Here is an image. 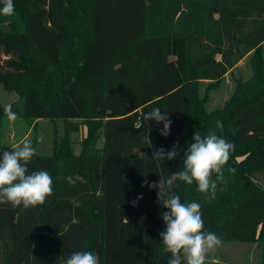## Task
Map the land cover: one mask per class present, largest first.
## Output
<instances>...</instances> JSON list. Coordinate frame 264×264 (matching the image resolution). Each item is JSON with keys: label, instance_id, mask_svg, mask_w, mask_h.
<instances>
[{"label": "trees", "instance_id": "16d2710c", "mask_svg": "<svg viewBox=\"0 0 264 264\" xmlns=\"http://www.w3.org/2000/svg\"><path fill=\"white\" fill-rule=\"evenodd\" d=\"M14 5V15L0 14V82L19 95L9 107L33 121L32 130L39 119L65 126L52 152L28 163L29 174L51 175L53 194L27 209L0 204V264H64L77 251L97 254L100 264H168L160 233L161 213L170 210L158 188L141 185L180 171L195 131L235 145L225 182L210 202L195 181L178 180L172 192L202 205L205 231L260 244L264 264V0ZM248 54L251 75L236 78L226 101L208 109L210 92ZM157 107L173 121L168 136L162 122L143 119ZM5 109L0 104V116ZM81 122L87 134L76 152L70 133ZM174 145V160L153 159L154 149Z\"/></svg>", "mask_w": 264, "mask_h": 264}, {"label": "clouds", "instance_id": "9594fccd", "mask_svg": "<svg viewBox=\"0 0 264 264\" xmlns=\"http://www.w3.org/2000/svg\"><path fill=\"white\" fill-rule=\"evenodd\" d=\"M0 14L14 15V0H3ZM5 112L9 120L15 121L17 114L10 107ZM143 119L162 122L161 135L170 134L173 121L169 118L168 111L162 113L159 107L153 108L144 113ZM216 127L222 131L223 121L217 120ZM39 140H43V137ZM20 145L22 146L12 148L14 151H3L0 154V204L11 203L13 207L22 205L27 209L43 205L53 194V179L46 170L28 173V163L37 155V149L30 139L21 140ZM234 151L235 145L216 132L209 131L202 137L195 131L193 142L184 153L183 168L171 173L169 177H161L158 182L145 180L141 185L158 188V201L163 208L170 210L161 213L166 228L160 233L162 244L171 253L168 264H205L208 253L221 246L220 237L204 230L202 205L197 202H182L180 195L174 194L172 189L178 180L188 185L195 181L197 190L206 193L209 202L214 200L218 184L225 182L224 168ZM179 155L177 146L174 145L170 151L154 149L152 157L155 160H174ZM228 171L234 174L236 169L229 168ZM65 179L69 184L75 182L71 176ZM142 198V194L138 196L132 202L133 206ZM64 264H100V259L90 251H77Z\"/></svg>", "mask_w": 264, "mask_h": 264}, {"label": "rangeland", "instance_id": "374dc122", "mask_svg": "<svg viewBox=\"0 0 264 264\" xmlns=\"http://www.w3.org/2000/svg\"><path fill=\"white\" fill-rule=\"evenodd\" d=\"M264 49V44H263ZM251 54L246 55L232 70L226 73L223 82L218 88L210 92L208 109L220 107L231 95L235 87L236 78H246L251 75L252 67L250 63ZM19 95L15 91L7 90L0 82V104L8 108L16 101ZM33 121L17 116L15 121L9 120L8 116H0V154L3 151H14L20 145V140L28 132L26 139H36V149L38 154H49L53 149L55 136L60 140L64 133L65 123L58 119L35 120L33 130L31 127ZM87 134V126L80 123L79 129L70 133V139L74 150L79 152L84 137ZM43 137V140H39ZM97 145L102 147L103 137L98 140ZM213 258H216L214 261ZM262 261V246L257 242L248 241H222L221 246L207 255L205 264H260Z\"/></svg>", "mask_w": 264, "mask_h": 264}, {"label": "crops", "instance_id": "0c3cea01", "mask_svg": "<svg viewBox=\"0 0 264 264\" xmlns=\"http://www.w3.org/2000/svg\"><path fill=\"white\" fill-rule=\"evenodd\" d=\"M27 137H28V132L24 135V137H23L21 140L26 139ZM21 140H20V141H21ZM213 260L215 261L216 258H213Z\"/></svg>", "mask_w": 264, "mask_h": 264}]
</instances>
